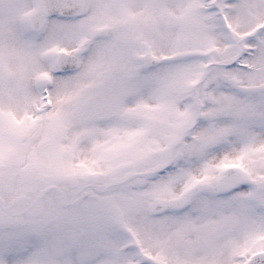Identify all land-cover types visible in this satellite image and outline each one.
Here are the masks:
<instances>
[{
  "label": "snow or ice",
  "instance_id": "1",
  "mask_svg": "<svg viewBox=\"0 0 264 264\" xmlns=\"http://www.w3.org/2000/svg\"><path fill=\"white\" fill-rule=\"evenodd\" d=\"M0 264H264V0H0Z\"/></svg>",
  "mask_w": 264,
  "mask_h": 264
}]
</instances>
